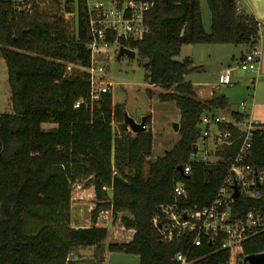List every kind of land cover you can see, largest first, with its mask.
Listing matches in <instances>:
<instances>
[{"label":"trees","instance_id":"1","mask_svg":"<svg viewBox=\"0 0 264 264\" xmlns=\"http://www.w3.org/2000/svg\"><path fill=\"white\" fill-rule=\"evenodd\" d=\"M206 1L209 32L200 0H154L145 15L144 37L121 43L146 61V81L164 90L159 101L174 102L180 112V139L152 160L150 116L146 130L133 133L125 124V106L114 104L111 92L91 100L86 70L92 66V36L85 0H79L74 32L66 18L73 11L70 4L0 0V54L11 101V111L0 114V264H80L85 248L94 249L92 264H102L107 251L138 256L139 264H176L175 255L188 250L193 264H243L246 256L264 253V230L218 249L207 241L193 247V233L165 241L154 224L161 205L174 201L177 183L188 193L181 206L203 208L215 199L228 171L223 163L193 159L202 115L226 109L228 100L224 95L199 98L186 80L199 67L176 57L188 44L252 47L260 41V23L240 9L239 0ZM67 64L74 65L71 72ZM148 95L156 96L151 90ZM232 117L243 118L237 112ZM48 123L57 126L45 130ZM252 142L247 161L263 180L256 196L234 200L232 214L238 218L251 211L264 214V124L253 132ZM238 146L239 140L214 155L227 160ZM82 180L94 188L92 225L72 227L73 187ZM104 211L122 213L124 228L134 231L129 242L106 245L108 228L97 226Z\"/></svg>","mask_w":264,"mask_h":264},{"label":"rangeland","instance_id":"2","mask_svg":"<svg viewBox=\"0 0 264 264\" xmlns=\"http://www.w3.org/2000/svg\"><path fill=\"white\" fill-rule=\"evenodd\" d=\"M94 3L99 0H89ZM239 7L246 14L253 15L260 23L259 47L263 48V55L258 63V70L250 72L248 66L242 63L243 55L251 49L250 45H206L195 44L184 47L178 61L190 59L193 66L199 69L189 73L186 80L200 90V97H209V93L215 92L224 95L228 100V106L224 110H216L215 114L227 120L232 119V113L242 112L241 104L247 102L248 114L256 124H264V0H239ZM203 24L206 31L211 29V12L206 0H200ZM69 23L73 30L77 24V18L69 17ZM187 48H194L188 51ZM116 48L101 54L99 60L103 70H97V81L111 87L114 104L125 106L127 114L137 122L143 117L150 116L149 127L153 132L152 160L169 151L180 139L179 130L175 131L174 123H179L180 113L174 102H161L157 95L164 90L151 85L145 79V60L138 56L131 58L128 55L118 57ZM228 68L232 69L230 85H221L222 73ZM76 69V68H75ZM99 78V79H98ZM99 82L98 85H100ZM148 90L156 96L150 97ZM11 111L10 88L8 84V71L5 59L0 54V113ZM48 125H43L47 130ZM116 133L120 131L119 125L114 121ZM214 130V129H213ZM214 143L209 141V147H203L195 153L193 159H215L213 153ZM89 180L77 182L72 193V216L73 223L77 226H90L91 212L95 208V195L92 193ZM93 194V195H92ZM101 212L98 216L100 224L108 228L109 235L106 245L112 242H129L134 234L133 230L124 228L120 217L113 215L111 211ZM108 217V218H107ZM94 249H81L77 260L80 264H92L90 262ZM138 256L121 252L107 251L102 264H139Z\"/></svg>","mask_w":264,"mask_h":264},{"label":"built area","instance_id":"3","mask_svg":"<svg viewBox=\"0 0 264 264\" xmlns=\"http://www.w3.org/2000/svg\"><path fill=\"white\" fill-rule=\"evenodd\" d=\"M49 2L70 4L73 6V11L66 13V18L68 20H70L69 17L77 18L79 0H42V5ZM85 3L92 36V41L88 44L92 54V66L86 71L90 73L91 78V100L98 101L104 93L111 92L109 85H104L100 80L97 81V70L101 71L104 68L99 63L101 54L112 48H116L118 52L123 46L121 44L123 41H137L144 37L145 15L154 6V0H99L94 3L85 0ZM239 4L240 1H238ZM258 44L252 46L242 58V63L248 66L250 72L258 70V63L263 53V48H260ZM73 69V64H67V72ZM231 74V68L224 71L221 85L232 86ZM99 82H101L100 85H98ZM79 106L80 102L75 104L76 108ZM241 107L242 112L239 114L243 118L239 121L233 117L227 120L214 112L202 115L199 123L201 136L196 144V153L202 147L207 149L211 139L214 143L213 153L222 149L223 146L236 143L237 140H239V146L235 155L227 160L216 155L213 160L195 159V161L206 163H223L228 167L227 174L215 199L203 208L191 209L181 206V203L188 198L187 189L183 183L179 182L175 185L174 201L161 205L159 215L154 218V224L157 227L160 225L161 228L158 227V229L165 241H172L184 233H193L195 234L193 247H200L207 241L210 245H216L218 249H229L239 245L254 233L264 230V214L251 211L239 218L232 214L235 188L240 195L256 196L255 187L263 180V173L256 171L247 161L253 147V132L258 128V124L253 122L248 114L247 102H243ZM190 171L191 166L188 164L185 166L184 173L189 174ZM190 253L191 250L186 253L179 252L175 255L174 262L193 264Z\"/></svg>","mask_w":264,"mask_h":264},{"label":"water","instance_id":"4","mask_svg":"<svg viewBox=\"0 0 264 264\" xmlns=\"http://www.w3.org/2000/svg\"><path fill=\"white\" fill-rule=\"evenodd\" d=\"M123 55H128L131 58H135L137 53L135 50L129 49L127 47L121 46L118 57H122ZM125 124L129 127V129L133 133H138L146 130V117H143L141 122H137L132 117H130L125 111ZM173 128L175 131L179 130V123H174ZM195 152L197 151V147L194 146ZM261 182H258L257 185L260 186ZM240 196V192L237 188H235V192L233 194V198H238ZM159 228L160 225H158ZM244 264H264V253L252 254L248 255L243 259Z\"/></svg>","mask_w":264,"mask_h":264},{"label":"crops","instance_id":"5","mask_svg":"<svg viewBox=\"0 0 264 264\" xmlns=\"http://www.w3.org/2000/svg\"><path fill=\"white\" fill-rule=\"evenodd\" d=\"M189 45H191V44H188L187 45V47H190ZM184 47H186V45H184L183 47H182V50L184 49ZM194 48H191V49H189V48H187V50L188 51H192ZM262 55H263V53H262ZM261 60V59H260ZM223 74V73H222ZM194 87H195V91H196V93H197V95H198V97L199 98H201L200 97V90H198V88H196V86L194 85ZM214 95H216L215 94V92H211V93H209V97H205V98H201V99H210L211 97H213ZM217 96V95H216ZM180 113V112H179ZM1 114V113H0ZM44 125H48L47 126V130H50V129H53V128H55L57 125L56 124H53V123H48V124H44ZM91 190L93 191L92 193L94 194V188L93 187H91ZM92 194V195H93ZM95 195V194H94ZM109 212L107 211V213L106 214H108ZM108 216H109V214H108ZM108 218V217H107ZM71 225H72V227H79V226H77V225H75L74 223H73V216H72V219H71ZM97 226H103L102 224H100V221H99V219H97ZM104 227V226H103Z\"/></svg>","mask_w":264,"mask_h":264}]
</instances>
